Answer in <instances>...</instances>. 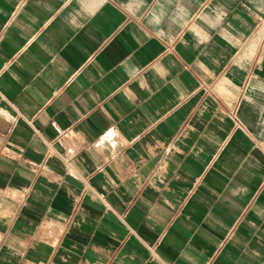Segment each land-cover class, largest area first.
<instances>
[{
  "label": "crops",
  "instance_id": "obj_1",
  "mask_svg": "<svg viewBox=\"0 0 264 264\" xmlns=\"http://www.w3.org/2000/svg\"><path fill=\"white\" fill-rule=\"evenodd\" d=\"M0 264H264V0H0Z\"/></svg>",
  "mask_w": 264,
  "mask_h": 264
},
{
  "label": "built area",
  "instance_id": "obj_2",
  "mask_svg": "<svg viewBox=\"0 0 264 264\" xmlns=\"http://www.w3.org/2000/svg\"><path fill=\"white\" fill-rule=\"evenodd\" d=\"M234 120L238 125H241L240 121L236 117H234Z\"/></svg>",
  "mask_w": 264,
  "mask_h": 264
}]
</instances>
